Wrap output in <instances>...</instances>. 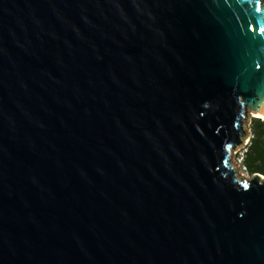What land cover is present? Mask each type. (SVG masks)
<instances>
[{
  "label": "water",
  "instance_id": "95a60500",
  "mask_svg": "<svg viewBox=\"0 0 264 264\" xmlns=\"http://www.w3.org/2000/svg\"><path fill=\"white\" fill-rule=\"evenodd\" d=\"M250 110L262 0H0V264H264Z\"/></svg>",
  "mask_w": 264,
  "mask_h": 264
},
{
  "label": "trees",
  "instance_id": "16d2710c",
  "mask_svg": "<svg viewBox=\"0 0 264 264\" xmlns=\"http://www.w3.org/2000/svg\"><path fill=\"white\" fill-rule=\"evenodd\" d=\"M251 132L250 142L241 153V162L249 175L264 176V119L254 117Z\"/></svg>",
  "mask_w": 264,
  "mask_h": 264
},
{
  "label": "rangeland",
  "instance_id": "374dc122",
  "mask_svg": "<svg viewBox=\"0 0 264 264\" xmlns=\"http://www.w3.org/2000/svg\"><path fill=\"white\" fill-rule=\"evenodd\" d=\"M262 4H264V1H262ZM249 120L250 123L246 124L247 126V133H249V137L245 140L244 146L240 147L237 151L232 149V156H231V165H234L235 167L237 166L238 170H237V174L244 177L245 179H251L254 176L249 175L248 173H246V168L244 167L243 163L241 162L242 157H241V153L242 151L245 149V147L247 146V143L250 139V137L252 136V132H251V125H252V119L255 117L252 110L249 111Z\"/></svg>",
  "mask_w": 264,
  "mask_h": 264
},
{
  "label": "bare ground",
  "instance_id": "6f19581e",
  "mask_svg": "<svg viewBox=\"0 0 264 264\" xmlns=\"http://www.w3.org/2000/svg\"><path fill=\"white\" fill-rule=\"evenodd\" d=\"M255 117H258V118H262V119H264V116L263 115H261V114H258V115H254Z\"/></svg>",
  "mask_w": 264,
  "mask_h": 264
},
{
  "label": "built area",
  "instance_id": "2783aa9c",
  "mask_svg": "<svg viewBox=\"0 0 264 264\" xmlns=\"http://www.w3.org/2000/svg\"><path fill=\"white\" fill-rule=\"evenodd\" d=\"M249 142H250V139H249V141H248L247 145L249 144ZM246 171H247V170H246ZM246 173H248V172H246Z\"/></svg>",
  "mask_w": 264,
  "mask_h": 264
},
{
  "label": "snow or ice",
  "instance_id": "6c2138e0",
  "mask_svg": "<svg viewBox=\"0 0 264 264\" xmlns=\"http://www.w3.org/2000/svg\"><path fill=\"white\" fill-rule=\"evenodd\" d=\"M245 186H247V185H245Z\"/></svg>",
  "mask_w": 264,
  "mask_h": 264
}]
</instances>
